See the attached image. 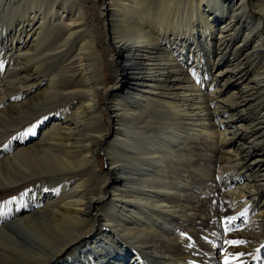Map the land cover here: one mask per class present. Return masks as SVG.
Here are the masks:
<instances>
[{
    "label": "bare ground",
    "instance_id": "1",
    "mask_svg": "<svg viewBox=\"0 0 264 264\" xmlns=\"http://www.w3.org/2000/svg\"><path fill=\"white\" fill-rule=\"evenodd\" d=\"M102 1L113 58L126 59L109 87L78 2L0 0V18H21L0 32L21 94L0 85V115L28 114L22 123L35 129L29 137L0 132V141L11 142L0 153V187L48 181L29 192L24 215L3 220L0 264H203L194 245L176 255L158 246L163 238L184 240L172 224L185 217L186 188L164 181L192 138L212 142L225 161L218 168L223 190L234 209L256 210L251 230L264 234V0ZM15 6L18 17L10 13ZM101 93L116 122L113 142L102 149L111 177L92 193L83 174L96 170L104 141ZM47 183L59 186L47 194ZM17 223L25 236L9 232Z\"/></svg>",
    "mask_w": 264,
    "mask_h": 264
},
{
    "label": "rangeland",
    "instance_id": "2",
    "mask_svg": "<svg viewBox=\"0 0 264 264\" xmlns=\"http://www.w3.org/2000/svg\"><path fill=\"white\" fill-rule=\"evenodd\" d=\"M65 1L78 2L83 7L86 15L85 21L90 26L91 35L97 41V47L100 53L98 64L100 68L105 72L104 74L106 76V86H112L115 81V74L113 73H115L121 67H125L126 59L120 61L118 56L113 58V54L115 52L110 37L109 27L107 25L108 17L105 13L104 2L102 0ZM17 9L18 6H15L10 13L13 15L16 14V17H18V12H16ZM15 20L11 18H0V32L2 30H5V28L9 29L11 24L15 23ZM20 20V17L17 18L15 24H17V22H19ZM37 24L38 22L35 25L36 28ZM14 28L15 27L11 29L14 31ZM1 50L0 68L2 67V64H4V67L2 69H5V75L0 79V82L4 80V83H0V85L4 86L6 84L8 87L4 88L11 89L14 93L13 96H20L21 94L17 88V85L14 82V79H12L14 77V73L11 71L12 67H9L10 64H15L14 57L12 55H9L7 49ZM206 63L207 62L204 61L202 66V80H206L208 73L207 71L209 70ZM134 73L135 71H132V75L129 78L133 80L128 81L125 84L128 88H132V86L135 84V79L133 76ZM44 76L46 77V73L43 74V77ZM55 76H57L58 78H63L64 74L56 71ZM61 81L62 79L58 84H60ZM105 97L106 94H100L99 104L103 112V122L105 123V126L102 129L104 131L103 134H105L104 141L101 142L102 148L97 156L96 170H94L93 173L92 171H86L83 174L90 180L89 190L92 193H98L100 191L99 189L102 183L106 179L105 177H111L107 158L102 149L107 148L114 140L113 121L116 122V120L112 115L108 114L106 110L108 105ZM52 109L54 110V112H50L57 114L62 111V106L60 107L59 105H56ZM29 118L30 116L28 114L21 116L18 119L8 118L5 117V115H0L1 134H5L6 131H9L8 134L21 133L25 134L26 137H29L33 134L35 129L33 130L32 127L26 128V124L22 123L23 120H27ZM17 127L19 128L16 129ZM107 128L110 130H108ZM150 128L147 129L152 132V134L150 135L156 134L157 130L154 127ZM9 142L10 141L6 140L5 138L0 141V153L10 150L11 142ZM176 156L177 157L173 162L174 167H171L170 175L168 176L169 181L164 182L172 186L184 184V187L186 188V200L184 201L183 205V216L185 217H176V221L172 224V228L178 230V232L180 233L179 238L182 237L184 238V240L182 242H175L172 237L163 238L158 245L160 248H162V254L164 255L165 253H172L176 255V253L184 251L186 247L188 248L189 246L194 245L195 250L199 252L198 254H196V258L203 264H213L216 262L217 264H224V258L226 256L229 259V264H264V243L260 245L259 251L253 250L259 240L264 239L263 233H261L262 236H257L258 231L251 230L253 228L250 216L257 214V212L254 209V211L252 210L250 215H248L249 209L247 208L234 209L229 195L225 190H223L221 186L223 183L220 184L218 177V168L219 166L225 164V161L220 160V157L216 156V150L213 147L212 142L209 139L203 137L198 140H196V138H192L190 141H188L187 148L184 149L183 147L177 150ZM123 163L124 162L120 163L119 165L127 166ZM120 168L121 166L119 167V169ZM119 172L123 173L121 169L119 170ZM78 178L83 179L84 176H79ZM68 179L69 182H73L75 180L74 177H70ZM45 181L48 182L47 180L37 178V180H29L23 185H17L13 187L7 186L8 188L5 189H3L4 187L2 186L0 187V229L6 222H3L4 219L9 217V221L7 220V223H9L12 220L10 216L20 217L27 212V197L29 192L31 193L32 190H37L36 188ZM53 186L54 184L47 183V185H42L41 190H43L47 194H50L51 192H55L59 185L55 184L54 188ZM108 190V188L105 189L106 194L108 193ZM179 200L180 197L178 195H173L169 199V203L176 205ZM102 207L104 211L108 209L106 205ZM187 208H191L193 210V213H195V216H186V213L184 211L188 210ZM229 219H231V223L228 222ZM99 224L100 223H98V226H96L98 231L101 230ZM15 225L16 226L9 228V232L10 230H15V232H17L19 229V234L25 236V226L19 223ZM23 236H21V238H24ZM232 240H242L246 243L239 245H231L227 243V241ZM37 241L38 240L36 239L35 242ZM24 247L29 248L27 246ZM128 249L129 247H127L125 250ZM82 251L83 249L80 251V253H82ZM20 253L24 255L23 251H20ZM240 253H243V255L238 256L237 254ZM125 254H127L126 256H128V251H125ZM212 255H215L216 257L212 258ZM28 256H30V254H28Z\"/></svg>",
    "mask_w": 264,
    "mask_h": 264
},
{
    "label": "snow or ice",
    "instance_id": "3",
    "mask_svg": "<svg viewBox=\"0 0 264 264\" xmlns=\"http://www.w3.org/2000/svg\"><path fill=\"white\" fill-rule=\"evenodd\" d=\"M228 222L231 223V219H229ZM227 243H229L231 245H239V244H243V243H246V242L242 241V240H232V241H227ZM237 255L241 256V255H243V253H240V254H237ZM224 264H229V259H228L227 256L224 258Z\"/></svg>",
    "mask_w": 264,
    "mask_h": 264
}]
</instances>
